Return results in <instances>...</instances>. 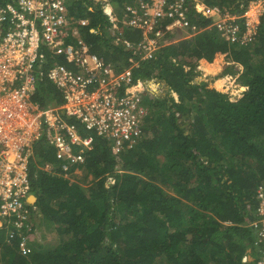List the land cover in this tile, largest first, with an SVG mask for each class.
<instances>
[{
    "label": "trees",
    "instance_id": "trees-1",
    "mask_svg": "<svg viewBox=\"0 0 264 264\" xmlns=\"http://www.w3.org/2000/svg\"><path fill=\"white\" fill-rule=\"evenodd\" d=\"M134 1L66 5L76 19L87 20L81 33L92 51L127 68L131 51L112 44L111 7L120 18ZM202 1L239 19L242 32L250 5L264 2ZM189 20L199 33L181 40L167 35L152 59L136 58L127 88L149 110L136 147L116 154L110 140L70 120L83 139H92L81 165L96 181L92 191L63 176L54 148L36 144L37 163L29 165L36 198L31 206L56 226L59 242L52 250L27 253L18 231L0 224V264H259L262 253L250 224L259 218L257 191L264 186V13L247 45L225 39L193 8ZM121 35L133 43L142 38L131 29L122 28ZM55 63L66 65L48 55V65ZM223 65L220 75H208ZM143 81H151L157 96L143 89ZM229 81L238 83V93ZM36 87L33 100L40 108L63 104L61 91L47 79ZM47 164L52 172L40 169ZM109 177L114 183L107 186Z\"/></svg>",
    "mask_w": 264,
    "mask_h": 264
},
{
    "label": "built area",
    "instance_id": "built-area-1",
    "mask_svg": "<svg viewBox=\"0 0 264 264\" xmlns=\"http://www.w3.org/2000/svg\"><path fill=\"white\" fill-rule=\"evenodd\" d=\"M92 2L95 7L109 3ZM190 8L211 19L232 42L247 45L256 34L248 19V34L243 35L239 19L224 16L227 13L201 0H137L126 5L120 18L113 12L110 19L112 44L131 51L125 68L121 63H107L92 51L81 33L87 20L72 16L66 0L0 2V224H11L18 231L24 252H31L24 249V231L36 211L29 201V165L36 144L43 141L55 149L65 175L72 166L85 164L84 155L92 150V139H83L70 120L110 140L116 154L136 147L149 113L142 96L127 88L132 70L139 66L136 58L152 59L167 35L177 31H187L191 37L199 33L189 20ZM215 17L225 20L218 22ZM122 28L141 32L140 42L123 38ZM48 55L54 60L64 58L66 65L49 66ZM44 79L61 91V106L42 109L33 100L37 82ZM148 82H142L143 89L154 95ZM40 169L53 171L51 164ZM257 197L259 218L250 226L256 229L255 246L262 253L259 264H264V186Z\"/></svg>",
    "mask_w": 264,
    "mask_h": 264
},
{
    "label": "rangeland",
    "instance_id": "rangeland-1",
    "mask_svg": "<svg viewBox=\"0 0 264 264\" xmlns=\"http://www.w3.org/2000/svg\"><path fill=\"white\" fill-rule=\"evenodd\" d=\"M111 9L113 10L114 13H117L116 12L117 7L115 5H113V7H111ZM263 13H264V2L263 1L253 2L250 5L248 11L246 12V14H245L246 21H247V19L249 20L252 33H254V31H256V28L259 26L260 18L263 15ZM226 15H228V14H225L224 16H226ZM229 16L234 17L231 15H229ZM214 19L218 22L225 20L224 17H221V18L215 17ZM247 32L248 31H246V33H245V30H244L242 33L244 35V34H248ZM174 34H175V40H181L184 38H191V34L188 33L187 31L186 32L185 31H177V32L173 33L172 35H174ZM221 36H223V35H221ZM225 67H226V65H223L219 69L218 72L209 73L208 75L210 77H216L222 73V71L224 70ZM228 84H229L228 87L235 94L240 91L238 83H236L234 81H229ZM165 85H166V83H165ZM153 96H157V94H154ZM146 107H147V105H146ZM75 151L78 152L79 148L75 147ZM30 161L37 163V158L35 157V155L33 156V158ZM72 167H76L75 170L72 171L69 169L67 175H64V173H62L64 175V177L69 179L70 181L81 184V186H83L85 190L92 191L94 189V184L96 182L94 180L93 176L87 175L85 169L82 168L81 166L75 165ZM109 182H114V177H109L107 179V182H106L107 186H109V184H110ZM164 189L169 194L172 193V190L169 188V186L164 187ZM24 235H25V238L27 241L24 249L27 250V248H28V250H30L31 252L34 250L35 251H37V250H42V251L52 250L55 248L56 244L59 242V236H58V232L56 230V226H54L52 223L47 221L43 216L40 215L39 212L33 213L32 216L30 217V221L28 223V228L27 227L25 228Z\"/></svg>",
    "mask_w": 264,
    "mask_h": 264
},
{
    "label": "water",
    "instance_id": "water-1",
    "mask_svg": "<svg viewBox=\"0 0 264 264\" xmlns=\"http://www.w3.org/2000/svg\"><path fill=\"white\" fill-rule=\"evenodd\" d=\"M29 201H30V203H33V204H34V203H35V201H36V198H35V196H33V195H32V196H31V199H30Z\"/></svg>",
    "mask_w": 264,
    "mask_h": 264
},
{
    "label": "clouds",
    "instance_id": "clouds-1",
    "mask_svg": "<svg viewBox=\"0 0 264 264\" xmlns=\"http://www.w3.org/2000/svg\"><path fill=\"white\" fill-rule=\"evenodd\" d=\"M202 1V0H201ZM203 2V1H202ZM204 3V2H203ZM112 183H114V182H112ZM32 196V195H31ZM30 199H31V197H30ZM31 204V203H30ZM33 213H37V209H36V211H33ZM32 213V214H33Z\"/></svg>",
    "mask_w": 264,
    "mask_h": 264
},
{
    "label": "crops",
    "instance_id": "crops-1",
    "mask_svg": "<svg viewBox=\"0 0 264 264\" xmlns=\"http://www.w3.org/2000/svg\"><path fill=\"white\" fill-rule=\"evenodd\" d=\"M165 89H167V85H166ZM64 175H65V174H64ZM64 175H63V176H64ZM37 211H38V210H37ZM40 215H41V214H40ZM41 216H42V215H41Z\"/></svg>",
    "mask_w": 264,
    "mask_h": 264
}]
</instances>
